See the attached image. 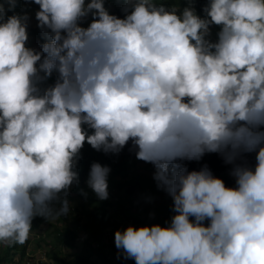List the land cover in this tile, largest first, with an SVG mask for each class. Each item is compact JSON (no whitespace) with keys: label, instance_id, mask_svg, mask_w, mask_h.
<instances>
[{"label":"clouds","instance_id":"9594fccd","mask_svg":"<svg viewBox=\"0 0 264 264\" xmlns=\"http://www.w3.org/2000/svg\"><path fill=\"white\" fill-rule=\"evenodd\" d=\"M17 2L0 0V245L23 246L37 216L68 214L85 143L118 154L131 141L174 215L117 229L125 259L264 264V0H207L203 16L196 0H116L123 17L106 0H25L39 6L40 50ZM253 152L254 168L237 163ZM206 153L233 165L234 187L179 163ZM109 172L90 166L100 200Z\"/></svg>","mask_w":264,"mask_h":264},{"label":"rangeland","instance_id":"374dc122","mask_svg":"<svg viewBox=\"0 0 264 264\" xmlns=\"http://www.w3.org/2000/svg\"><path fill=\"white\" fill-rule=\"evenodd\" d=\"M116 5H118L116 0H106L105 7L110 13L113 12ZM167 6L182 9L186 6V3L185 0H168ZM5 7H8V5L5 4ZM38 9V5L25 2V0H18L14 9L19 14L28 13L29 26L27 31L29 39L27 46L36 50H40L41 44L44 42L43 36L40 38L36 34L33 33L32 36L30 33V30H33L32 28H39L35 18ZM90 17L82 21L83 26L87 27L88 22L91 20ZM40 31L42 32L41 29ZM218 31V26H212L211 38L213 40L216 39ZM55 78L56 74L53 73L48 83H54ZM255 155L254 152L253 158L256 162ZM135 171L134 178L128 182L117 178V181L123 184L126 183V187L117 190L113 185L109 186V196L106 200L92 199L91 194L95 195V193L88 187L86 182L82 184L79 182L74 183L66 197L70 208L68 214L55 220L43 221L37 229H32L29 240L23 246L8 247L0 245V252H9L12 260L11 264H27V260L31 255L33 256V264H61L60 260L65 261L66 264H73L74 257L80 253L86 254L88 261H92V264H123L121 259L124 255L121 250H115L112 245L114 244V233L116 231L114 227L106 222L101 230L95 229V224L99 223V219L94 218V214H99V211L95 209L96 206L100 207L103 203L111 204L107 207L108 213H115L117 218L121 217L122 222L117 226L121 231L126 229L129 223H132L130 220L134 221V218H139L138 223L136 220L133 225L134 227L153 224L165 226L170 223L174 215L172 197L157 186L154 179L155 171L151 169L138 171L137 167ZM114 181L115 179L109 173L108 185ZM127 188H129L130 194L127 192ZM129 196L131 197L130 200L127 199ZM53 206L59 209L61 205L55 203ZM57 237H61V239ZM101 245H105V251L108 252L106 258L102 256L99 250ZM24 249H26L25 255L21 256ZM126 260L127 264L135 263L134 259ZM80 264L88 263L81 261Z\"/></svg>","mask_w":264,"mask_h":264},{"label":"trees","instance_id":"16d2710c","mask_svg":"<svg viewBox=\"0 0 264 264\" xmlns=\"http://www.w3.org/2000/svg\"><path fill=\"white\" fill-rule=\"evenodd\" d=\"M206 2L207 0H196V2L193 5L197 13L201 16L204 15L202 9L205 6ZM121 8H122V5L118 3V5L114 7L112 14L123 17L124 13L121 11ZM8 14L11 15L12 12L10 11ZM28 26H29V22H28ZM32 29L33 30H30V33L32 36H33V33L36 34L40 38L43 36L39 28H32ZM135 151L136 149L132 145L131 141H129V143L118 154H113V153L106 154L103 151H97L93 149L89 144L85 143L84 147L81 150L80 159L78 161L77 168H76L78 175H79V183L82 184L87 181L89 171H90V166L93 162H98L101 165H104L110 168L109 173L112 175L115 181L111 182V184L108 185V187L113 185L117 190L124 189L126 187L125 186L126 183L123 184L120 181H117L116 179L119 178V179L125 180L126 182H128L129 180H132L134 178L133 174H134V171L136 170V167L138 168V171L149 170V169L155 171V167L153 164L146 163L142 160H138L135 156ZM253 154L254 152L246 154L244 158L242 160L237 161V163H246L249 167L254 168L256 162L254 161ZM179 163H181L182 166H186L189 171L199 170L206 165L211 170L214 176L223 179L226 186H229V187L235 186V178L231 175V170L233 168V165L225 163L223 157L218 153H206L199 161H180ZM127 192L130 194L129 188H127ZM91 197L92 199L98 198L96 195H92V194H91ZM130 198L131 197L129 196L127 199L130 200ZM92 199H90V201H92ZM110 205L111 204L103 203L101 204L100 207L98 206L95 207V209L99 211L98 215L94 214V218L99 219L98 221L99 223L95 224L96 226L95 229L101 230L103 226L106 225V222L109 225H112L115 230L119 229V227L117 226L120 224V222H122V219L121 217L117 218L115 213L114 214L108 213L109 210L107 207ZM43 219L44 218L40 216H37L36 218H34L32 221V229H37L38 226L42 223ZM134 219H135L134 221L130 220L132 221V223L130 222L129 225L133 226L136 220L138 223L139 218H134ZM57 238L61 239V237H57ZM112 245L116 250L117 248L115 246V243ZM104 246L105 245L103 246L101 245L99 247V250L102 256L106 258V255L108 252L105 251ZM25 252H26V249L22 250L21 255L24 256ZM85 255L86 254L84 253H80L76 255L73 259L74 260L73 264H80L81 261H86L88 264H92V261H88V258ZM103 257L102 259H104ZM10 260L11 258H10V254L8 251L0 252V264H8ZM121 261L123 264H127V260L124 258V256L122 257ZM60 262L61 264H66V262L63 260H60ZM130 264H135V263H130Z\"/></svg>","mask_w":264,"mask_h":264},{"label":"built area","instance_id":"2783aa9c","mask_svg":"<svg viewBox=\"0 0 264 264\" xmlns=\"http://www.w3.org/2000/svg\"><path fill=\"white\" fill-rule=\"evenodd\" d=\"M27 264H33V256L32 255L28 258Z\"/></svg>","mask_w":264,"mask_h":264}]
</instances>
